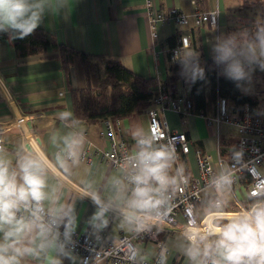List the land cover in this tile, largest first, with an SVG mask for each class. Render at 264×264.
Listing matches in <instances>:
<instances>
[{
	"label": "clouds",
	"instance_id": "1",
	"mask_svg": "<svg viewBox=\"0 0 264 264\" xmlns=\"http://www.w3.org/2000/svg\"><path fill=\"white\" fill-rule=\"evenodd\" d=\"M71 9V0H0V33H7L10 41L24 39L46 16L67 19ZM211 51L220 75L247 92L254 71H264V21L258 20L252 30L215 36ZM199 55L193 50L177 56L186 81L204 78ZM56 118L67 130L59 137L60 147L52 159L42 147L27 141L10 158L0 140V264H63L65 258L77 264L79 260L73 254L76 202L62 198L65 185L57 173L71 175L80 166L87 137L73 111H61ZM130 132L135 143L117 163L116 172L103 184L82 180L86 196L96 206L87 223L97 239L113 220L136 235L151 233L154 225L169 220L177 192L190 181L171 139L138 122ZM57 141L53 133L50 142ZM241 157L242 151L232 150V159ZM235 171L232 164L221 163L203 189L200 207L187 205L189 221L177 246L188 264H264V186L250 195L247 206L229 213ZM202 216L210 227L200 226ZM166 251L157 264H166ZM138 257L143 259L134 252V264Z\"/></svg>",
	"mask_w": 264,
	"mask_h": 264
},
{
	"label": "crops",
	"instance_id": "2",
	"mask_svg": "<svg viewBox=\"0 0 264 264\" xmlns=\"http://www.w3.org/2000/svg\"><path fill=\"white\" fill-rule=\"evenodd\" d=\"M192 1L153 0V4L162 11L176 8L189 15H192L197 7L204 10L218 8L220 13L219 28L226 30L224 34L245 28L254 29V26L250 24L251 17L255 18L254 15H240L237 12L238 6H244L243 2L235 5L234 0H196L197 5H194ZM71 2L72 9L67 15V19L63 15H49L37 29H42L48 35L55 37L57 43L78 51L118 59L134 73L146 78H154L158 84L167 80L171 74L172 63L169 56L171 49L169 38L171 36H178L183 32L190 35L191 46L184 49L181 54L195 50L199 54L203 53L205 60L212 56L211 42L214 40L215 34L208 24L195 27L191 20L186 27H181L174 22H169L158 27V37L154 38L146 13V0H71ZM231 10L234 11L232 15L230 14ZM230 27L232 28L229 30ZM48 52L47 57L42 55L21 57L16 53L14 40L10 41L8 35L0 37V74L10 83L20 111L29 118L28 125L33 127L37 133L38 144L52 159L60 147L59 137L67 130L56 118L57 113L64 110H71L74 113L71 89H84L86 80L79 62L71 67L68 75L62 60L55 54L56 51L49 49ZM168 87L188 93V89L184 88L182 82H179L178 85L170 82ZM206 97V112L213 114L217 107V96L211 97L210 86L206 87ZM4 112L7 113V107L0 101V113ZM163 117L168 120L172 129L187 133L189 139L192 140L190 153L181 159V163L186 167L190 177L199 174L195 157L197 147L211 153L215 161L218 160V137L215 129L207 124L205 117L192 113L184 119L172 110L164 111ZM106 120L107 118H103L92 123L79 120L87 137L84 150L89 149L90 160L82 157L80 166L73 169L71 175L64 174L70 183L63 182L65 186L62 198L76 202L78 217L76 229L81 232L91 231L93 233L87 222L96 211V206L86 197L78 194L74 186L85 188L82 183V180L85 179H94L98 184H103L105 178L114 174L117 169V167L101 160L98 155L100 149L111 148ZM112 120L114 123L119 121L121 133L128 143L130 151L135 143L130 132L131 125L138 122L149 126V119L145 111L125 119L112 118ZM220 129L221 153L223 156L229 157L232 155V150H236L237 128L234 125L222 124ZM53 133L58 137L57 143L50 142ZM21 142L19 130H12L5 141L10 158H14L15 150ZM52 182L55 183V179ZM229 199L231 200V197ZM229 207L233 206L229 204ZM203 223H207L208 227L211 226L207 217ZM159 230L160 241L166 245L169 251L168 263L188 264L187 258L177 246V238L181 231ZM101 232L115 238L123 234H133L114 220ZM135 243L141 256L145 259L154 258L159 251L158 242L150 238L136 239ZM74 255L79 258L77 264H80V257L77 254ZM63 264H72V261L65 258ZM98 264L107 263L100 262Z\"/></svg>",
	"mask_w": 264,
	"mask_h": 264
},
{
	"label": "built area",
	"instance_id": "3",
	"mask_svg": "<svg viewBox=\"0 0 264 264\" xmlns=\"http://www.w3.org/2000/svg\"><path fill=\"white\" fill-rule=\"evenodd\" d=\"M192 3L197 5L196 0H193ZM146 6V13L154 38L158 37V27L169 22L186 27L192 20L195 27L208 24L212 30L219 31L220 13L218 8L204 10L197 7L193 14L189 15L176 8L162 11L154 6L153 0H146ZM178 40L177 44L169 50L172 64L178 61L177 56H180L184 49L191 46L190 35L186 32H183ZM155 89L153 105L145 111L149 119V125L153 131H160L164 138H169L174 142L179 153V163H181L182 157L188 155L191 151L192 140L189 139L187 133L172 129L168 120L163 117V113L164 111L172 110L185 119L192 114V101L187 98L186 93L177 89L170 87L163 89L160 84ZM0 101L7 107V113H0V140L3 141L4 145L9 133L14 129H18L22 141H27L40 148L41 146L36 140L37 133L33 130V127L28 125L29 118L20 111L10 83L1 74ZM200 115L205 117L207 124L216 131L218 137V160L215 161L214 156L203 148H196L195 157L199 174L190 177L184 166L190 181L187 186H182L177 192L169 220L159 226L154 225L151 233L140 235L134 233L132 235L123 234L115 238L100 232L99 239H97V235L91 231L81 232L76 229L73 236L75 241L73 253L80 257V264H83L84 261H87V264H98L100 262L107 264H134L132 260L133 253L139 251L135 240L146 238L157 241L159 251L152 259L143 258L141 260L138 257L135 264H157L160 254L164 250H167L168 260V248L160 241L157 230H183L189 221L187 205L191 204L199 208L198 203L204 199L203 189L206 187L211 174L217 170L221 163L232 164L236 167L235 174L237 178L232 186L231 200L229 199V204L233 207L239 209L242 205L247 206L251 202L249 199L250 195H255L256 189L264 186V110L260 105L248 101L239 108L235 101L217 94L216 111L213 114L202 111ZM106 123L111 148L100 149L98 155L107 164L117 167V163L122 157L130 152L129 145L121 133L119 121L114 123L112 118L108 117ZM222 124L234 125L237 128L236 150L242 151V157L239 161L232 159V155L225 157L221 153L220 126ZM83 158L90 160L89 149L84 150ZM49 159L51 158L49 157ZM57 175L61 181L70 183V180L64 174L58 172ZM74 187H76L78 194L93 202L90 197L86 196L85 188ZM227 211L229 213L233 212ZM205 218L206 216H202L199 221L202 228L208 227L207 223H203ZM166 264H169L168 261H166Z\"/></svg>",
	"mask_w": 264,
	"mask_h": 264
},
{
	"label": "trees",
	"instance_id": "4",
	"mask_svg": "<svg viewBox=\"0 0 264 264\" xmlns=\"http://www.w3.org/2000/svg\"><path fill=\"white\" fill-rule=\"evenodd\" d=\"M7 35V33H0V37ZM180 35H173L169 38L171 48L177 44V38ZM14 45L17 55L21 57L29 55L47 57L49 49L55 50V54L62 60L68 75L76 62L81 64L86 87L71 89L74 114L78 120L92 123L108 117L125 119L136 113H142L153 105L158 81L134 73L118 59L78 51L57 43L55 37L48 35L42 29H36L24 39H15ZM199 62L205 71L203 79H197L194 83L186 81L181 76V64L178 60L170 66L169 78L160 83V86L165 89L170 82L176 85L182 82L184 88L188 89L187 98L193 104L192 113L206 112L207 86L211 87L212 98L219 94L235 101L239 108L248 101L259 104L257 97L243 93L237 88L235 82L220 75V68L215 64L212 56L205 60L204 54L200 53ZM200 204L201 202L198 203L199 207ZM157 234L160 238L159 229Z\"/></svg>",
	"mask_w": 264,
	"mask_h": 264
},
{
	"label": "rangeland",
	"instance_id": "5",
	"mask_svg": "<svg viewBox=\"0 0 264 264\" xmlns=\"http://www.w3.org/2000/svg\"><path fill=\"white\" fill-rule=\"evenodd\" d=\"M212 1H216V0H212ZM235 1V5H239V3L241 4V2H243L242 5L244 6H238V11L236 9V11L240 14V15H254L255 18L251 17V23L253 26L256 25L257 21H264V0H250L249 2H247L246 0H234ZM247 3V4H246ZM249 12V13H246ZM234 13L233 10L230 11V14L232 15ZM232 27L229 28V30ZM214 31L215 36H218L220 34H224V32H226V30L224 29H220L217 32L216 30H212ZM208 55H210V53H208ZM249 90L245 93L250 94L252 96H255L259 99V105L260 107L264 110V71H260L258 68L254 71L253 73V78H252V82L251 84L248 86ZM223 128L225 126H222ZM227 210L230 211H236L238 210L237 207H228Z\"/></svg>",
	"mask_w": 264,
	"mask_h": 264
}]
</instances>
